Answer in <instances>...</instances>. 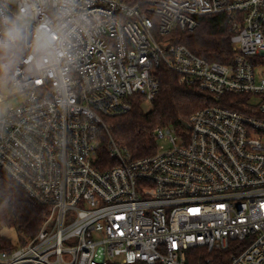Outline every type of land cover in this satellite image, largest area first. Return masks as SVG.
<instances>
[{"label":"built area","instance_id":"1","mask_svg":"<svg viewBox=\"0 0 264 264\" xmlns=\"http://www.w3.org/2000/svg\"><path fill=\"white\" fill-rule=\"evenodd\" d=\"M220 15L227 62L173 43ZM0 51V170L48 209L0 264H264V0H0ZM161 67L210 104L134 159L108 120Z\"/></svg>","mask_w":264,"mask_h":264},{"label":"trees","instance_id":"2","mask_svg":"<svg viewBox=\"0 0 264 264\" xmlns=\"http://www.w3.org/2000/svg\"><path fill=\"white\" fill-rule=\"evenodd\" d=\"M173 43L187 47L192 53L210 62L225 63L232 58L231 33L224 16L204 17L193 33L176 32ZM8 53L0 51V81L9 75ZM160 91L146 110L144 98H134L133 109L124 116L110 118L111 137L125 147L134 159L152 155L157 147V127L180 128L198 110L208 106L209 98L196 85L180 84L175 73L158 69ZM246 98V97H245ZM232 103L222 106L243 111L244 97L228 96ZM48 217V209L32 200L24 189L0 170V252H12L24 246L39 233ZM13 229L14 244L3 234Z\"/></svg>","mask_w":264,"mask_h":264},{"label":"rangeland","instance_id":"3","mask_svg":"<svg viewBox=\"0 0 264 264\" xmlns=\"http://www.w3.org/2000/svg\"><path fill=\"white\" fill-rule=\"evenodd\" d=\"M16 103H17L16 100H11L9 105H14L15 106ZM149 108H150V106H147L146 110H149ZM3 234L5 236H7L8 238H10L14 244L17 243V236H16V233H15V231L13 229H5L3 231Z\"/></svg>","mask_w":264,"mask_h":264},{"label":"clouds","instance_id":"4","mask_svg":"<svg viewBox=\"0 0 264 264\" xmlns=\"http://www.w3.org/2000/svg\"><path fill=\"white\" fill-rule=\"evenodd\" d=\"M8 36L14 38V35H13L12 32H9V33H8Z\"/></svg>","mask_w":264,"mask_h":264},{"label":"snow or ice","instance_id":"5","mask_svg":"<svg viewBox=\"0 0 264 264\" xmlns=\"http://www.w3.org/2000/svg\"><path fill=\"white\" fill-rule=\"evenodd\" d=\"M192 211H194V212H195V211H197V210H192Z\"/></svg>","mask_w":264,"mask_h":264}]
</instances>
